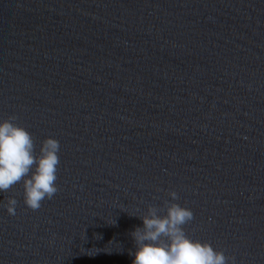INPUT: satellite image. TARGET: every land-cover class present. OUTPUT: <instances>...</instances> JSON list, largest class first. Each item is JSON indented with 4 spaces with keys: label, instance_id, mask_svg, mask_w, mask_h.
Returning a JSON list of instances; mask_svg holds the SVG:
<instances>
[{
    "label": "water",
    "instance_id": "obj_1",
    "mask_svg": "<svg viewBox=\"0 0 264 264\" xmlns=\"http://www.w3.org/2000/svg\"><path fill=\"white\" fill-rule=\"evenodd\" d=\"M9 117L59 164L38 209L0 191V264H131L171 203L227 264H264V0H0Z\"/></svg>",
    "mask_w": 264,
    "mask_h": 264
},
{
    "label": "clouds",
    "instance_id": "obj_2",
    "mask_svg": "<svg viewBox=\"0 0 264 264\" xmlns=\"http://www.w3.org/2000/svg\"><path fill=\"white\" fill-rule=\"evenodd\" d=\"M13 121L0 119V191L22 181L24 205L35 210L57 192L60 146L56 139L45 138L37 154L31 133ZM169 195L176 199L175 192ZM15 204L8 200L9 214L15 213ZM192 218L190 209L176 203L162 216L149 208L141 217L142 227L130 234L135 244L131 264H227L223 252L185 234L183 225Z\"/></svg>",
    "mask_w": 264,
    "mask_h": 264
}]
</instances>
